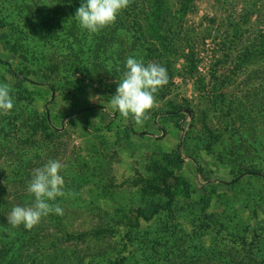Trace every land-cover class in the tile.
<instances>
[{
  "label": "rangeland",
  "instance_id": "obj_1",
  "mask_svg": "<svg viewBox=\"0 0 264 264\" xmlns=\"http://www.w3.org/2000/svg\"><path fill=\"white\" fill-rule=\"evenodd\" d=\"M157 2L138 1L117 16L108 26L116 30L112 43L94 59L71 54L78 50L77 39L87 49L92 34L77 19L53 15L50 0H27L32 19L25 4L19 10L12 0H0V15L12 22L8 29L0 25V53L18 72L29 63H22L21 53L31 55L29 66L56 86L46 101L23 99V118L31 124L44 114L58 128L46 137L34 133L32 124L23 126L15 112L4 114L12 128L0 138V148L14 144L23 158L0 157L1 203L10 211L32 204L27 182L49 159L67 165L60 174L65 191L73 193L51 202L63 215L50 213L31 230L0 224V264H106L124 248L128 264H225L233 246L229 232L243 233L244 225L259 237V249L264 247L259 227L264 202L258 203L263 180H250L251 171H244L240 181L230 183L245 167L264 170V48L258 46L264 0ZM33 21L41 31H33ZM249 52L255 55L246 61ZM129 56L161 64L169 77L143 124L110 104ZM15 81L0 66V83ZM108 114L111 122L104 119ZM210 133L219 135L218 143ZM167 172L203 187L197 186L196 195L167 201L158 190L165 177L173 182ZM210 182H216L219 197L203 205L198 196L208 195ZM150 201L160 211L143 221L136 210ZM211 213L225 230L203 220ZM81 233L85 236H68ZM260 252L264 255V248Z\"/></svg>",
  "mask_w": 264,
  "mask_h": 264
},
{
  "label": "trees",
  "instance_id": "obj_2",
  "mask_svg": "<svg viewBox=\"0 0 264 264\" xmlns=\"http://www.w3.org/2000/svg\"><path fill=\"white\" fill-rule=\"evenodd\" d=\"M51 4H53L54 6V11H53V15H59L60 17L64 16L65 18H68L69 20H71L72 22L75 21V11L76 9L80 6L81 0H50ZM138 1H148V2H155L157 3V5L159 6V2L160 0H132V2L130 3L129 7L122 10L120 12V14L118 16L123 17L125 14L128 13V11L133 8V6L138 2ZM12 2L15 4L17 9H21V4H25V8L27 10V17L28 19H32V15L33 12L31 10L30 4L27 3V0H12ZM7 10V9H6ZM132 10V9H131ZM49 14V12H48ZM35 17V15H33ZM26 17V18H27ZM43 21V22H42ZM39 22H42L44 24V26L47 25V23L45 22V20L42 18L39 20ZM36 21H33V31L36 33L41 31V28L38 27V23ZM8 23V25H7ZM6 24V29H8V27L12 24V22H9L5 16L2 17V15H0V25L1 26H5ZM124 26V25H123ZM75 27H72V30H74ZM23 28L21 27L19 30L15 31L13 30L12 34L13 36L17 37V34L22 32ZM124 31H126L127 33L132 32V29L130 27H124ZM138 31H142V29L140 30H135V32ZM115 32V29H110L109 27H105L104 29H102L99 33H91L92 34V38L89 42V45L87 47V49L84 48L83 45H81L80 41L77 39V46H78V50L77 52H71V54H75V55H83V56H87V57H92V58H97L102 52H104L107 49V45L111 44V33ZM134 32V33H135ZM74 33V32H73ZM142 33V32H140ZM8 38H11V29L10 32H7ZM141 36V35H140ZM139 39V38H137ZM258 46L259 49L260 47L264 48V30L262 32L260 41L258 42ZM10 49H12V51H19L18 48L16 46H10ZM22 55V56H21ZM21 57L24 58L22 63H28L27 66L23 65V67H21L20 71H16L13 67L12 64L6 59L4 58L5 56L3 54L0 53V66L4 69V71L10 75V76H14L15 78V82L12 83L11 86V95L13 96L14 99V108L11 110L12 112H15V118H21L22 120V125L25 127H28V125L32 126V131L37 132L38 134H42L45 135L46 137H51L52 133L54 131L57 132L58 128L54 127L53 124L50 123L49 118L46 115H41V114H37L36 117H33L32 119V123L30 124L29 119L27 118H23L24 116L22 115V111L21 109H19L20 104H22V100L25 98H30L33 99L35 97V99H41V100H48V98L50 97V95L52 94V92H55L56 90V86H55V82H52L50 80V77H48L46 74H42L39 75L37 74L34 69H32V67L29 66L30 63L32 62V56L29 54H22L21 53ZM255 55L254 53L252 54L251 52L249 53H244V57L246 58V61L252 56ZM4 56V57H3ZM21 58V59H22ZM245 63V62H244ZM50 71L53 73H57L59 68H58V64L55 65L53 64V66L50 67ZM75 111V110H73ZM80 111L77 110L75 112ZM104 119L111 122L113 120V116L111 114H108L106 116H104ZM17 120V119H15ZM15 125H13L14 127ZM11 120H8V115H4V114H0V138H3L5 135H7V133L9 132V130H11ZM129 128V127H128ZM130 129V128H129ZM2 133L4 134L2 136ZM8 135H10V133H8ZM210 136L212 137V139L214 140V143H218L219 142V135L210 133ZM7 137V136H6ZM11 141H13L12 138H10ZM23 140V138H22ZM25 141H30V138H25ZM34 142L31 141L30 144H32ZM35 144V143H34ZM210 147V145L208 146ZM3 149V150H2ZM19 149H17L14 144L13 146H3L0 148V157H3L4 155H9L11 158H20L19 155ZM260 155L263 156L261 149L259 150ZM23 158V157H22ZM20 158V159H22ZM21 164H19L18 166L20 167ZM3 168L0 166V171H2ZM244 171H251L249 173V175L247 176L248 178H250V180H255V178L263 180L262 182L264 183V170L261 168H256L255 166L252 167H245L244 170L240 169L237 173V175L235 176V178L230 182L232 185L239 179V176L241 174L244 173ZM167 175H170V177L173 178V182H168L167 181V177H165L162 182L160 183V186H158V190L160 191V193L166 197L167 201H174L175 199H177L178 197H189L192 195H196L197 194V186L201 187L202 185L200 184H196V185H192L189 181L177 177V176H172L171 172H167ZM209 179V177H207L205 180L207 181ZM235 181V182H234ZM240 181V180H239ZM226 185V182H223ZM208 188H205L206 191H209L208 195L206 196H198L199 200L201 201V203L203 205L205 204H209V201L212 199V197H219V190L218 187L216 185V182H210L208 185ZM264 186V185H263ZM203 187V186H202ZM2 190V188H1ZM258 191L259 194V201L258 203L264 202V195L262 194L263 192ZM206 197V198H205ZM1 199L0 198V224H2L3 226H5V229H7L6 226H8V222H7V216L10 212L9 208L7 205L2 204L1 203ZM206 199V200H205ZM176 201V200H175ZM172 209V208H171ZM160 211V206L152 201L148 202L145 206L143 207H139L136 210L137 216L142 218L143 221H149L151 220L155 215H157ZM171 211H175L174 209H172ZM176 213V212H174ZM207 216V217H206ZM205 219V221H208L207 223H210L213 225L214 228H216L217 225H219V229H222L224 226L223 222H219L217 220V216L214 213H211L209 215H205L203 217V220ZM10 225V224H9ZM226 226V225H225ZM261 227V229H264V225L259 226ZM224 229V228H223ZM227 229V226H226ZM19 230V227H16V231ZM225 230V229H224ZM237 230V229H235ZM233 231V230H228L230 231L229 235L232 238L230 240V242L233 244V246H231V250H230V259H227V261L225 262V264H264V255L261 254L260 250L263 249H259V237L257 238L256 236H253L252 234H249V226L244 225V229H242L244 232L243 233H239L238 231ZM239 230V229H238ZM253 234H256V231L253 232ZM249 235H252V238L249 239ZM68 236L73 237V238H81L83 236H85L84 234H69ZM126 237L130 238L129 232L128 230L125 233ZM141 242H142V238H141ZM264 241H262L261 243H263ZM264 244V243H263ZM129 245L127 244V247ZM124 247H126V245H124ZM125 249V248H124ZM124 249H116L115 253L116 254H112L109 256L107 263L106 264H128L126 262L125 256H123V250Z\"/></svg>",
  "mask_w": 264,
  "mask_h": 264
},
{
  "label": "clouds",
  "instance_id": "obj_3",
  "mask_svg": "<svg viewBox=\"0 0 264 264\" xmlns=\"http://www.w3.org/2000/svg\"><path fill=\"white\" fill-rule=\"evenodd\" d=\"M132 0H81L75 11V18L82 29L99 33L115 23L120 12L129 7ZM169 81L166 67L129 56L124 64L122 79L115 89L110 104L125 117L143 124L150 118L149 112L157 106L156 93ZM11 85L0 83V113L8 114L14 108ZM67 165L59 160L49 159L41 167L34 168L27 182V192L34 196V202L27 206L15 205L7 216L13 227L23 225L31 230L43 217L50 213L63 215L59 204L51 203L57 197L71 196L65 191V180L60 174Z\"/></svg>",
  "mask_w": 264,
  "mask_h": 264
}]
</instances>
